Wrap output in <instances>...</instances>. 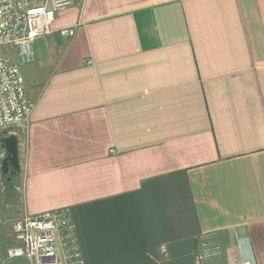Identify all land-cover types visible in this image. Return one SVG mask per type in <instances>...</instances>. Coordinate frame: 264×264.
<instances>
[{
    "label": "crops",
    "instance_id": "1",
    "mask_svg": "<svg viewBox=\"0 0 264 264\" xmlns=\"http://www.w3.org/2000/svg\"><path fill=\"white\" fill-rule=\"evenodd\" d=\"M52 31L11 53L18 214L70 208L86 264H197L206 235L203 264H264V0H76Z\"/></svg>",
    "mask_w": 264,
    "mask_h": 264
},
{
    "label": "built area",
    "instance_id": "2",
    "mask_svg": "<svg viewBox=\"0 0 264 264\" xmlns=\"http://www.w3.org/2000/svg\"><path fill=\"white\" fill-rule=\"evenodd\" d=\"M75 1L0 0V135L21 127L35 107L27 93L22 68L11 53L26 50L52 33L58 13ZM60 33L64 37L75 36L73 29H61ZM13 228L14 245L7 252L10 259H26L30 264H86L70 208L23 217L15 221ZM220 255L221 247L213 235H206L195 260L203 264ZM240 264L254 263L246 260Z\"/></svg>",
    "mask_w": 264,
    "mask_h": 264
},
{
    "label": "rangeland",
    "instance_id": "3",
    "mask_svg": "<svg viewBox=\"0 0 264 264\" xmlns=\"http://www.w3.org/2000/svg\"><path fill=\"white\" fill-rule=\"evenodd\" d=\"M7 134V133H6ZM5 135V134H3ZM2 136V135H0ZM24 149V147H22ZM2 159V158H1ZM0 159V264H27L22 259H10L8 250L14 244L13 225L16 220L24 217L18 214L20 199L16 192L23 179L19 174L9 181L4 177L2 163ZM19 260V261H18Z\"/></svg>",
    "mask_w": 264,
    "mask_h": 264
},
{
    "label": "water",
    "instance_id": "4",
    "mask_svg": "<svg viewBox=\"0 0 264 264\" xmlns=\"http://www.w3.org/2000/svg\"><path fill=\"white\" fill-rule=\"evenodd\" d=\"M0 159L5 176L20 174L19 140L15 135L0 138Z\"/></svg>",
    "mask_w": 264,
    "mask_h": 264
},
{
    "label": "flooded vegetation",
    "instance_id": "5",
    "mask_svg": "<svg viewBox=\"0 0 264 264\" xmlns=\"http://www.w3.org/2000/svg\"><path fill=\"white\" fill-rule=\"evenodd\" d=\"M9 179H11V177H8Z\"/></svg>",
    "mask_w": 264,
    "mask_h": 264
}]
</instances>
